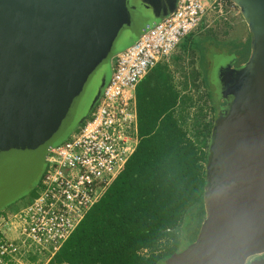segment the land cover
Instances as JSON below:
<instances>
[{
	"label": "water",
	"instance_id": "water-1",
	"mask_svg": "<svg viewBox=\"0 0 264 264\" xmlns=\"http://www.w3.org/2000/svg\"><path fill=\"white\" fill-rule=\"evenodd\" d=\"M230 1L249 54L234 68L235 55L213 58L210 84L227 105L210 132L204 218L164 264H264V0ZM178 2L0 0V213L36 189L49 150L100 100L113 59Z\"/></svg>",
	"mask_w": 264,
	"mask_h": 264
},
{
	"label": "trees",
	"instance_id": "trees-1",
	"mask_svg": "<svg viewBox=\"0 0 264 264\" xmlns=\"http://www.w3.org/2000/svg\"><path fill=\"white\" fill-rule=\"evenodd\" d=\"M211 42L202 41L200 47ZM225 46L240 64L246 61L249 39ZM200 68L203 83L211 87L207 68ZM150 72L135 92L134 152L47 264H164L183 250L188 237L194 241L204 218L202 195L213 122L205 123L198 113L189 127L177 111L178 94L167 77L157 82ZM181 107H186L185 100Z\"/></svg>",
	"mask_w": 264,
	"mask_h": 264
},
{
	"label": "built area",
	"instance_id": "built-area-1",
	"mask_svg": "<svg viewBox=\"0 0 264 264\" xmlns=\"http://www.w3.org/2000/svg\"><path fill=\"white\" fill-rule=\"evenodd\" d=\"M238 12L230 0H179L170 16L113 59L88 118L49 150L34 197L0 213V264H43L59 250L135 150L137 85L182 39L226 28Z\"/></svg>",
	"mask_w": 264,
	"mask_h": 264
},
{
	"label": "rangeland",
	"instance_id": "rangeland-1",
	"mask_svg": "<svg viewBox=\"0 0 264 264\" xmlns=\"http://www.w3.org/2000/svg\"><path fill=\"white\" fill-rule=\"evenodd\" d=\"M236 15L240 16L239 12L236 13L235 16ZM233 19L234 18H231V25H229L228 28L226 27L227 32L225 31V27H223L215 31H204V33L186 37L180 44L179 49L175 52L173 59L169 61V64H171L170 70L174 73V80L183 91L178 102L177 111L186 119L189 127L198 113L203 115L202 120L205 123L213 122L215 119L212 109L214 107L213 102L215 101L218 103L221 101V99H218L215 95L214 88L210 84L212 66L209 68V63L213 62V58L219 53L225 54L226 51V53H230L225 43H243L241 41L242 39L244 40V44L248 43V30L242 21L243 19L241 18V26L239 29L237 28V31H234L232 28ZM208 40H211L212 44L200 47L202 41ZM202 55H204V61L201 64L200 59ZM201 66L207 68L206 80L211 87H207L203 83ZM182 100H185V108L181 107ZM33 192L17 201L10 208H19L27 204L35 193ZM191 242L192 237H188L182 244L181 249L187 247Z\"/></svg>",
	"mask_w": 264,
	"mask_h": 264
},
{
	"label": "crops",
	"instance_id": "crops-1",
	"mask_svg": "<svg viewBox=\"0 0 264 264\" xmlns=\"http://www.w3.org/2000/svg\"><path fill=\"white\" fill-rule=\"evenodd\" d=\"M235 16V15H234ZM234 19L232 20V28L233 30L237 31V28L239 29L241 26V17L236 15L235 17H233ZM243 21V20H242ZM244 23V21H243ZM245 25V23H244ZM218 30V29H217ZM204 33V31H198L195 32L189 36H193L196 34H201ZM185 39V38H184ZM182 39L180 44L182 43V41L184 40ZM244 43V40H241ZM180 44L177 46V48L175 49V51L171 54V56L169 57L168 60H164L161 61L158 65L157 68L154 72H150V74L152 73V76L156 75V81L159 82L161 81L160 79H163L164 77H167V79L169 80V84H171L173 90L175 92H177L178 94V102L181 98V94L183 93L182 89L176 84L175 80H174V73L170 70L171 64H169L170 59H173L175 52L177 51V49H179ZM138 86V85H137ZM137 88V87H136ZM136 92V91H135ZM177 108V107H176ZM49 259H43V264H47Z\"/></svg>",
	"mask_w": 264,
	"mask_h": 264
},
{
	"label": "flooded vegetation",
	"instance_id": "flooded-vegetation-1",
	"mask_svg": "<svg viewBox=\"0 0 264 264\" xmlns=\"http://www.w3.org/2000/svg\"><path fill=\"white\" fill-rule=\"evenodd\" d=\"M227 50V49H226ZM225 50V51H226ZM227 52V51H226ZM225 52V54H223V53H219L218 55H216V57L217 58H219L220 60H225V59H229L231 56H232V54H228V53H226ZM212 63L213 62H210L209 63V68L211 67V65H212ZM242 64V63H241ZM240 65V62H238V60L235 62V64L232 66L233 68L234 67H237V66H239ZM228 102H230V99H228ZM219 103V104H218ZM213 102V105H214V107H215V116L217 115V113H218V111L221 109V108H223V107H226V105H227V102H225V101H223V100H221V101H219V102ZM216 118V117H215Z\"/></svg>",
	"mask_w": 264,
	"mask_h": 264
}]
</instances>
